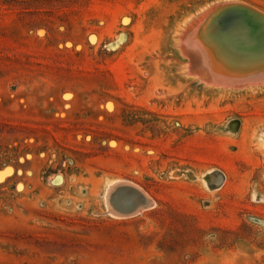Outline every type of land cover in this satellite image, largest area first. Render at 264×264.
<instances>
[{"label": "rangeland", "instance_id": "obj_1", "mask_svg": "<svg viewBox=\"0 0 264 264\" xmlns=\"http://www.w3.org/2000/svg\"><path fill=\"white\" fill-rule=\"evenodd\" d=\"M225 4L264 14L0 0V264H264V87L204 84L179 42Z\"/></svg>", "mask_w": 264, "mask_h": 264}, {"label": "bare ground", "instance_id": "obj_2", "mask_svg": "<svg viewBox=\"0 0 264 264\" xmlns=\"http://www.w3.org/2000/svg\"><path fill=\"white\" fill-rule=\"evenodd\" d=\"M228 9L230 13H237L235 15L240 23L246 14L253 18L246 22L242 31L233 29V23L230 25L225 19H219ZM208 10L193 24L190 21L179 37L180 46L190 60V73L206 85L229 89L264 87V56L256 58L264 53V48L257 47L258 42L264 43V14L240 4L213 6ZM211 33L217 38L222 37V46L218 39L209 35ZM136 189L138 191L139 187Z\"/></svg>", "mask_w": 264, "mask_h": 264}, {"label": "water", "instance_id": "obj_3", "mask_svg": "<svg viewBox=\"0 0 264 264\" xmlns=\"http://www.w3.org/2000/svg\"><path fill=\"white\" fill-rule=\"evenodd\" d=\"M229 10L230 9H228V11L226 12V13H224L223 14V16L222 17H220L219 19L220 20H222V19H225V21L226 22H228V23H230V25H231V23H233V25H231L232 27H233V29H236V30H243V28L245 27V25L248 23V22H250V19H252L253 17H251L250 15H245L244 17L245 18H242L241 19V23H240V20H238L237 18H236V15L235 14H237V13H230L229 12ZM233 11H237V10H233ZM232 16H233V21H232ZM237 20V21H236ZM215 21H217V20H215ZM214 21V22H215ZM248 21V22H247ZM247 22V23H246ZM227 29H229V28H227Z\"/></svg>", "mask_w": 264, "mask_h": 264}]
</instances>
